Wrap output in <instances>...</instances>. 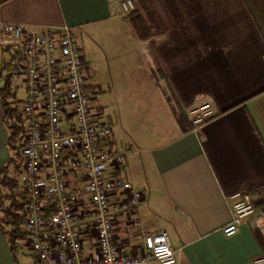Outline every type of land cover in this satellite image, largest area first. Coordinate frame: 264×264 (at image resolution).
Masks as SVG:
<instances>
[{
	"label": "crops",
	"instance_id": "1",
	"mask_svg": "<svg viewBox=\"0 0 264 264\" xmlns=\"http://www.w3.org/2000/svg\"><path fill=\"white\" fill-rule=\"evenodd\" d=\"M122 1L0 0V27L79 37L113 140L131 146L123 176L144 194L119 224L121 244L165 231L186 264H256L264 219L229 238L222 229L232 195L264 188V0H132L148 40L122 16ZM7 59L3 51L0 67ZM206 105L215 117L183 133L175 110L193 121ZM9 135L0 97V171ZM4 194L0 185V219ZM0 264H24L1 228Z\"/></svg>",
	"mask_w": 264,
	"mask_h": 264
},
{
	"label": "built area",
	"instance_id": "2",
	"mask_svg": "<svg viewBox=\"0 0 264 264\" xmlns=\"http://www.w3.org/2000/svg\"><path fill=\"white\" fill-rule=\"evenodd\" d=\"M135 10L132 0L122 1V16ZM0 41L10 48L2 79H12L23 121L18 182L24 247L35 263L186 264L165 231L142 233L134 247L121 244L119 224L136 213L144 194L123 176L131 146L113 140L75 32L38 34L8 24L0 27ZM191 116L200 128L215 114L206 105ZM229 205L232 221L222 229L228 238L264 219V188L237 192ZM129 225L138 229L137 222Z\"/></svg>",
	"mask_w": 264,
	"mask_h": 264
},
{
	"label": "trees",
	"instance_id": "3",
	"mask_svg": "<svg viewBox=\"0 0 264 264\" xmlns=\"http://www.w3.org/2000/svg\"><path fill=\"white\" fill-rule=\"evenodd\" d=\"M127 19L133 25L141 40H148L150 38L149 30L137 9ZM4 52H10V48H5ZM6 71L8 69L3 63L0 79H2ZM0 97L4 108V120L10 130L8 145L12 152L11 159L0 171V185L5 191L1 199L0 228L8 237L13 253H16L24 245L28 234L23 229L24 215L21 204L23 198L19 191L20 185L18 182L22 159L20 150L16 145L19 136L23 132V121L15 105L16 93L12 89L11 78L8 77L3 86L0 87ZM175 118L183 133H189L198 128L180 108L175 110Z\"/></svg>",
	"mask_w": 264,
	"mask_h": 264
},
{
	"label": "rangeland",
	"instance_id": "4",
	"mask_svg": "<svg viewBox=\"0 0 264 264\" xmlns=\"http://www.w3.org/2000/svg\"><path fill=\"white\" fill-rule=\"evenodd\" d=\"M6 45H7V43L0 41V56L2 55L3 49L6 47ZM1 67H0V71L2 69ZM2 85H3V81H2ZM99 103H101L100 99H99ZM191 117L193 118V116H191ZM168 236L170 238V234L169 233H168ZM22 248H26V247H24V245H23ZM22 248H20L18 250L19 257H20L21 261L24 264H36L35 261L30 256H27L26 259L24 258ZM26 251H27V249H26Z\"/></svg>",
	"mask_w": 264,
	"mask_h": 264
}]
</instances>
